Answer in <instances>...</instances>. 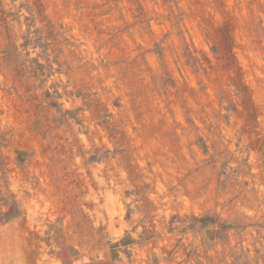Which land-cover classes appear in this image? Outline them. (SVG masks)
<instances>
[{
  "label": "rangeland",
  "instance_id": "rangeland-1",
  "mask_svg": "<svg viewBox=\"0 0 264 264\" xmlns=\"http://www.w3.org/2000/svg\"><path fill=\"white\" fill-rule=\"evenodd\" d=\"M0 264H264V0H0Z\"/></svg>",
  "mask_w": 264,
  "mask_h": 264
},
{
  "label": "trees",
  "instance_id": "trees-1",
  "mask_svg": "<svg viewBox=\"0 0 264 264\" xmlns=\"http://www.w3.org/2000/svg\"><path fill=\"white\" fill-rule=\"evenodd\" d=\"M22 153L20 152H18L17 153V161L19 162V163H21L23 160H22ZM20 215V213H19V211L15 208V211H13V209L12 208H9L7 211H6V213H5V215H4V217H3V221H9V220H12V219H14V218H16V217H18ZM210 219L208 218V217H204V218H202V220H201V223L202 224H205V222H207V221H209ZM127 240H130V239H127ZM127 240H125V241H122V244H127L126 243V241ZM117 246V244H115V245H113V247H116Z\"/></svg>",
  "mask_w": 264,
  "mask_h": 264
}]
</instances>
